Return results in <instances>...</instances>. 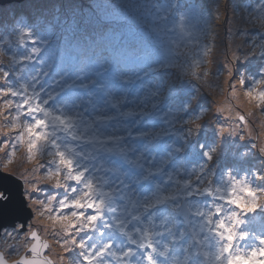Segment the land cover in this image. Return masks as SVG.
<instances>
[{"label":"snow or ice","instance_id":"1","mask_svg":"<svg viewBox=\"0 0 264 264\" xmlns=\"http://www.w3.org/2000/svg\"><path fill=\"white\" fill-rule=\"evenodd\" d=\"M171 11L170 8L164 12L161 19L167 20ZM187 12L177 19L182 29L192 30L190 21L194 13L185 14ZM216 12L219 13V5ZM246 14L247 23L259 28L260 35H264V0H259ZM190 35H194L198 45V34L192 30ZM51 44V38L37 34L33 24L25 18H18L12 30L0 37V85H3L0 86V174L22 182L24 200L33 214L26 231H20L23 224H17L12 230L0 227V244L4 246L0 264H7L6 257L12 255L19 257L16 264H31L34 257L53 264L47 255L51 246L41 235L42 232L49 234V229L61 250L56 253L58 264H205L203 258L209 253L203 252L202 258L200 249L209 242V234L220 244L215 257L217 264L242 261L260 264L264 261V233L254 236L244 228L250 215L264 209V187L254 186L247 176L237 178L229 169L226 177L231 195H228L225 189L213 186L214 173L208 170L207 164L191 171L184 170L186 176L195 179H174L172 172L167 171L171 153L157 164L154 156L145 157L144 150H137L134 144L128 143L129 139L146 138L147 145H152L168 132L145 130L137 133L120 127L130 118L151 115L143 110L145 101L150 100L156 110L159 88L147 85L149 95L140 101L141 110L134 111L136 103L128 100L127 95L118 96L113 90L132 82L123 69L110 67L103 59L95 63H66L52 58L46 63L41 53ZM7 45L22 46L25 52L10 53ZM259 47L264 52V44ZM210 52L211 48L205 47L204 57ZM249 53L255 54L252 49ZM195 63L191 74L197 77L202 69L200 61ZM33 64L35 70L29 71ZM174 67L171 64L153 71ZM260 72V78L251 86H245L244 77L229 84L234 97L238 95L237 86L244 89L249 101L247 108L242 106V110L233 114L218 105L215 113L223 117V123L217 125L221 136L231 131V135L239 136L241 141L251 138L254 142L250 149L264 156V71L260 69ZM13 76L17 80L14 84L10 82ZM203 76L202 84L207 83L209 72L203 70ZM254 97L258 99L252 102ZM253 109H258L259 115ZM205 117V110H202L198 116L187 120L173 112L166 113L163 119L171 132L187 139L198 132ZM232 120L237 123L232 124ZM21 148L26 152L27 162L33 165L31 169L12 167ZM171 148L177 153L182 151L174 145ZM216 152L214 146L203 155L207 161H212ZM113 155L140 170L139 182L157 175L166 180L156 182L149 195L138 197L123 180L117 184L109 179L120 171L106 162L105 158ZM242 155H247V151ZM254 176L257 181L264 180V173L254 172ZM45 185L65 194L58 199L59 191H53L39 198L37 194L47 192ZM238 190L247 196L238 195ZM205 194L214 201H227L234 210L224 216L222 205L216 202L207 211L202 210L194 197ZM9 199L7 191L0 189V204ZM165 205L181 219L187 210L190 222L195 220L192 233H174L168 227L173 219L167 214L161 225L156 223L155 210ZM192 208L196 209L194 216ZM159 227L164 231L155 230ZM165 234L170 240L162 243ZM186 235L193 241L189 247L182 244ZM253 236L256 246L246 255L233 251L237 241H247ZM174 244L180 245L183 259L173 249ZM192 248L197 251L193 253ZM77 254L79 258H75Z\"/></svg>","mask_w":264,"mask_h":264},{"label":"rangeland","instance_id":"2","mask_svg":"<svg viewBox=\"0 0 264 264\" xmlns=\"http://www.w3.org/2000/svg\"><path fill=\"white\" fill-rule=\"evenodd\" d=\"M256 3H259V0H32L29 2L28 0H20L5 4L0 2V37L12 30L18 18H25L33 24L37 34L48 36L52 40L49 48L41 53L46 63L52 58L66 63H74V61L76 63L81 61L95 63L103 59L108 61L112 68H121L119 62L122 60L132 63V67L121 68L124 70V75L130 77L132 82L118 86L113 90L118 96L127 95L130 101H134L136 107L132 110L138 112L141 110L140 101L149 95L150 90L146 86L155 85L159 88L157 109L154 110L152 102L148 100L145 101L146 107L143 110L151 109V111L156 112L157 117H153L151 124L148 123L149 119H146L145 116L135 120L130 118L126 123L120 125L121 129L128 131L138 129L140 132L150 130L152 127L153 131L168 132L165 135L166 139H169L167 149L162 148L166 154L179 155L172 151L171 146L173 145L181 147L182 150L188 148L190 151L191 149L185 161L183 156L179 157L182 160V163H179L182 164L181 166H177L175 163L176 165H171V171H168L172 172L174 176L181 170L191 171L192 168H199L201 165L207 164L208 170L214 173L213 186L223 188L228 195H231L230 184L226 177V172L229 169L237 178L244 179L247 176L248 182L254 186L264 187V180L257 181L254 176V172L264 173V156H261L257 150L250 149V145L254 142L251 138L241 141L239 136L233 137L231 131L221 136L217 125L223 123V117L215 113L218 105L231 110L233 114L237 110H242V106L247 108L249 101L244 96V89L237 86L238 95L234 97L229 84H235L236 79L244 77L245 86L248 87L261 76L260 69L264 67V52L259 45L264 44V35H260L259 28L252 27L247 23L248 15L246 14ZM217 5H219L218 14L216 12ZM86 8L90 10V16L83 14ZM170 8L172 11L169 18L167 20L161 19L162 14ZM186 10L188 12L185 14L194 13V18L190 23L192 30L198 34V45L194 35H190L192 30L189 28L182 29L179 26L177 18ZM61 18L66 22L62 25L63 41L62 38L57 40L58 36L50 30L51 26H57L59 23L57 20H61ZM147 21L149 22L147 23ZM132 28L138 29V34L143 36L141 39L139 36V44L132 40L125 42ZM89 30L98 33L100 36H107L115 41L125 43L109 40L103 44V39L101 41L97 39L94 45V36ZM157 36L160 37V41H157L159 49H155L154 44ZM91 44L93 47L88 48ZM6 47L10 53L18 52L19 55L25 52L22 46L15 48L12 45H7ZM205 47L211 48L207 58L203 55ZM82 48L85 49L84 52L80 50ZM249 49H252L255 54H250ZM75 53H80V55L73 57ZM136 57L138 58L136 59ZM196 61H200L202 69L201 72L197 73V77L200 79L191 74L196 67ZM207 61H211V63L209 64ZM171 64L175 65L173 69L156 71L157 80L160 82L155 77L153 78L154 68ZM35 68L36 65H30L29 71H34ZM203 70L215 74L217 79L213 87L221 92L219 99H213L208 92L205 95H199L197 87L188 88L191 86L192 80L196 84L200 83ZM53 75H55V69ZM50 79L51 77H49ZM257 99L256 97L252 98V102ZM202 110H205L206 117L202 118L201 128L187 139L173 134L163 119L166 113L173 112L178 114L180 118L187 120L198 116ZM253 111L259 115L258 109H253ZM159 120L163 121L164 124H160ZM231 123L236 124L237 122L232 120ZM257 130H261L259 124H257ZM177 141H181L179 145L176 143ZM128 143L131 145L132 142ZM257 143L259 145V141ZM214 146L217 147L215 157L212 161H207L203 152ZM156 147L161 148L159 145ZM139 149L143 150L141 144ZM246 151L247 155H242ZM17 152L19 156L14 158L12 167L19 166L23 169H31L33 165L27 162L25 150L21 148ZM144 155L151 157L153 152L148 151ZM160 157V159L165 158V155ZM109 179L115 181L116 173L111 175ZM125 182L127 183V177ZM130 186L132 189L137 187L132 183ZM44 187L47 192L37 194L39 197L44 198L45 195L51 194L53 191H59L58 199L64 195L62 190H55L51 186ZM237 194L247 196V193L239 190ZM139 196L143 197L142 195ZM194 201L204 211L211 208L214 202L220 203L223 210L225 206L227 210L231 207L230 213L234 210L227 201H214L213 197L206 194L194 197ZM191 211L194 216L196 209L192 208ZM157 214L156 223L158 225L162 224V218L166 214L169 215L173 220L169 222L168 227L171 228V223H174L180 228L175 231L177 233L184 232L186 228L190 230L194 228V219L190 222L189 216L186 217V215L181 219L178 214L172 213L166 205ZM31 220L32 218L27 222L26 230ZM248 221L244 228L252 232L254 236L264 233V209L258 210L255 215H250ZM17 224L21 223L17 221L8 229H15ZM155 230L164 231V228L159 227ZM198 230L196 228V231ZM41 235L42 238H48L50 242H53L51 234L44 236L41 233ZM254 236L249 238V240L253 238L254 244L248 242L245 253L239 248L241 241H237V246L233 251L246 255L250 248L256 246ZM209 237V242L203 248V252L209 253L207 258H204L205 264H217L215 257L218 255L220 244L211 234ZM167 241V234H165L161 242ZM179 248L180 246L174 244V249L178 253L180 252ZM0 249L4 251L2 244H0ZM59 251L61 250L59 249L56 253ZM196 251V248H192L193 253ZM47 254L49 255V252ZM22 255L23 252H21ZM12 256H7L6 259L11 260ZM53 256L56 260V255ZM75 258H79L78 254ZM56 264H58L57 261ZM237 264H256V262L242 261L237 262ZM260 264H264V261H261Z\"/></svg>","mask_w":264,"mask_h":264},{"label":"water","instance_id":"3","mask_svg":"<svg viewBox=\"0 0 264 264\" xmlns=\"http://www.w3.org/2000/svg\"><path fill=\"white\" fill-rule=\"evenodd\" d=\"M12 1L20 0H0L3 4ZM0 189L6 190L10 197L8 202L0 204V227L9 228L13 226L15 222L19 221L24 225V228L20 231L26 230V224L32 218L33 214L32 210L27 208V202L24 200L22 182L15 177L0 174ZM183 214H187V211L185 210ZM18 260H7V264H16ZM41 261L40 257H34L31 264H42Z\"/></svg>","mask_w":264,"mask_h":264},{"label":"trees","instance_id":"4","mask_svg":"<svg viewBox=\"0 0 264 264\" xmlns=\"http://www.w3.org/2000/svg\"><path fill=\"white\" fill-rule=\"evenodd\" d=\"M29 1H32V0H28V2ZM83 14H85L86 16H90V10L88 9V8H86V10H85V12L83 13ZM38 17H40V15H38ZM57 22H59L58 24H57V26H51V31H52V33L53 34H56L57 36H58V38H57V40H60V38H62L63 39V36H64V31H63V29H62V25L64 24V23H66L62 18H61V20H57ZM93 36H94V39H93V41L94 40H96L94 43H96L97 42V39H99V38H101V36H99V34L98 33H91ZM106 37L107 36H104V37H102V39H103V41H104V43H106L107 42V40H106ZM100 41H101V39H99ZM92 45V44H91ZM122 57V56H121ZM123 65H125V66H128V65H131V63H127V64H125V63H122ZM14 80H15V82H14ZM10 81H11V83H16L17 82V80H16V77L15 76H13V77H10ZM0 86H3V85H0ZM153 117H154V114L152 115ZM158 142H161L162 140L161 139H158L157 140ZM165 141H169V139H166ZM163 143H166V142H164L163 141ZM178 145H179V143H178ZM148 151H150V152H153V154H154V149L151 147V146H149V148H148ZM156 152V151H155ZM178 154H179V157H182L183 155H185V154H187V152H186V150H185V152H178ZM19 156V154H18V152H17V155H16V157H18ZM153 156V155H152ZM151 156V157H152ZM115 159H117V161L119 162V163H117L116 165H115V167H119V165H120V170H122V168H124V170H127V164L119 157V156H116L115 157ZM177 159L178 158H175V160L177 161ZM179 163H182V160L179 158V161H178V164H177V166H181L182 164H179ZM182 171H184V170H181V172L179 173V175L178 176H175L174 177V179L176 178V179H189V177H185V174L182 172ZM123 172V171H122ZM122 172H116V180H115V183H119V181L120 180H123L124 181V178H123V173ZM158 177V175L156 176V180L158 179L157 178ZM191 179H195V177L194 176H192V177H190ZM45 186H49V185H45ZM44 187V186H43ZM154 187L153 186H151L150 187V189H153ZM63 194H65L64 192H63ZM39 198H42L41 196L39 197ZM228 207H229V205H227ZM225 209L223 210L224 212H225V214L226 215H229L230 214V211H231V207H229V209L227 210L226 209V206L224 207ZM228 212V213H227ZM43 233V232H42ZM51 233V229H49V234ZM49 234H45V233H43V235L44 236H48ZM43 239H45L47 242H49L50 243V246L52 245V247H53V249H49V253H53L57 248H58V246L56 245V243H55V238L53 237V242H50V240L48 239V238H43ZM13 258H16V259H14V260H18L19 259V257H17V256H15V255H13L12 256ZM12 258V259H13ZM14 260H12V261H14Z\"/></svg>","mask_w":264,"mask_h":264},{"label":"bare ground","instance_id":"5","mask_svg":"<svg viewBox=\"0 0 264 264\" xmlns=\"http://www.w3.org/2000/svg\"><path fill=\"white\" fill-rule=\"evenodd\" d=\"M204 79V76H202L201 80ZM216 76L213 73H209V76L207 78V83H200L196 84L193 80L191 81V86H188V88H195L197 87V93L199 95H205L208 93H210V95L213 97V99H219L220 98V93L218 91V89H216L214 86V82H216ZM51 249H53L52 245H51ZM59 250V247L52 253L53 255H56V251ZM42 264H46L47 261L43 260L41 261Z\"/></svg>","mask_w":264,"mask_h":264},{"label":"clouds","instance_id":"6","mask_svg":"<svg viewBox=\"0 0 264 264\" xmlns=\"http://www.w3.org/2000/svg\"><path fill=\"white\" fill-rule=\"evenodd\" d=\"M261 71H264V67L261 68Z\"/></svg>","mask_w":264,"mask_h":264},{"label":"flooded vegetation","instance_id":"7","mask_svg":"<svg viewBox=\"0 0 264 264\" xmlns=\"http://www.w3.org/2000/svg\"><path fill=\"white\" fill-rule=\"evenodd\" d=\"M14 259H16V258H13V259H11V260H14Z\"/></svg>","mask_w":264,"mask_h":264}]
</instances>
